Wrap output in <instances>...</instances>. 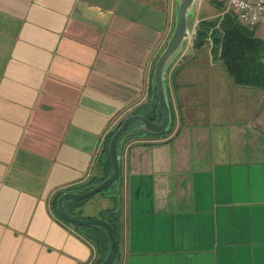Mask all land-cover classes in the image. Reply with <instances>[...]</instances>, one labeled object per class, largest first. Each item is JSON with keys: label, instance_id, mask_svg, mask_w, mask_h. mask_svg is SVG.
I'll list each match as a JSON object with an SVG mask.
<instances>
[{"label": "crops", "instance_id": "1", "mask_svg": "<svg viewBox=\"0 0 264 264\" xmlns=\"http://www.w3.org/2000/svg\"><path fill=\"white\" fill-rule=\"evenodd\" d=\"M218 14L198 0L190 30ZM175 16L176 0H0V264H92L53 196L106 175L107 135L151 101ZM250 28L264 40V20ZM216 51L185 41L171 130L123 145L117 264H264V89Z\"/></svg>", "mask_w": 264, "mask_h": 264}, {"label": "trees", "instance_id": "2", "mask_svg": "<svg viewBox=\"0 0 264 264\" xmlns=\"http://www.w3.org/2000/svg\"><path fill=\"white\" fill-rule=\"evenodd\" d=\"M216 1H218L219 14L213 18H206L200 20L197 26V31L199 29H202L207 32V36L211 37V40L213 41L214 52H217L216 50L220 48V56L224 60L228 71L235 78L237 83L243 85H251L264 89V40L255 35V31L253 28H250L249 26L242 23L234 10L225 11L223 1ZM142 108H146L142 112L148 113L152 119H161L162 111L157 100H151ZM123 120L124 118H122L118 122V124L108 133L104 143V148L102 150L100 160L103 162L104 166L108 168L106 175L94 177L89 182L84 184L59 189L54 194L52 200V207L56 214L60 218H62L66 223L74 226L79 231L80 235L87 239L94 246L95 256L93 258L92 264L101 263L105 259L110 249V241L107 230L100 225L79 226L67 221L61 216V214L57 210V199L60 194L66 191L86 190L106 178L111 173L112 165L108 150L109 142L112 134L120 126ZM173 124L174 114L172 126ZM169 131L163 132L161 134H151L144 130H141L132 133L130 137L138 138L142 135L161 136L163 134H167ZM107 192L112 197L114 205L112 208L105 209L100 217H104L108 219L111 223H113L115 227L116 236L119 241L118 214L120 208L119 206L121 205L122 201V192L121 188L118 189L116 187V184L110 185L101 193ZM89 198L79 200L69 199L66 201V206L72 213L80 217L93 218L94 216L82 215L84 209L83 207ZM118 255L119 250L114 261H112L110 264H117Z\"/></svg>", "mask_w": 264, "mask_h": 264}, {"label": "water", "instance_id": "3", "mask_svg": "<svg viewBox=\"0 0 264 264\" xmlns=\"http://www.w3.org/2000/svg\"><path fill=\"white\" fill-rule=\"evenodd\" d=\"M198 0H176V16L174 29L167 41V44L158 57L152 78L153 93L151 100H157L162 116L160 120L152 119L148 113L134 112L127 115L120 126L112 134L109 142V156L111 160V173L93 185L81 191H66L59 195L57 199V210L67 221L79 226H103L108 233L110 249L105 259L99 264H110L114 261L119 247L115 227L104 217L83 218L72 213L66 206L69 199H86L96 193L104 191L110 185L116 184L120 189L121 179V151L128 137L134 132L144 130L151 134H161L169 131L173 123V109L171 106L168 86L167 71L176 58L181 54L184 43L190 34L191 18L195 15V4ZM207 32L199 29L195 38V45L199 47L206 40ZM120 207V206H119Z\"/></svg>", "mask_w": 264, "mask_h": 264}, {"label": "built area", "instance_id": "4", "mask_svg": "<svg viewBox=\"0 0 264 264\" xmlns=\"http://www.w3.org/2000/svg\"><path fill=\"white\" fill-rule=\"evenodd\" d=\"M225 5V11L234 10L247 26H257L264 20V0H225ZM197 32L196 27L190 30L187 38L189 44H194Z\"/></svg>", "mask_w": 264, "mask_h": 264}, {"label": "rangeland", "instance_id": "5", "mask_svg": "<svg viewBox=\"0 0 264 264\" xmlns=\"http://www.w3.org/2000/svg\"><path fill=\"white\" fill-rule=\"evenodd\" d=\"M224 2V8L225 6V0H219ZM191 28V25H190ZM264 35V34H263ZM103 200H102V193H96L95 195L91 196L85 203V209H83L82 215L83 216H88V215H97L100 205H103ZM87 211V212H86Z\"/></svg>", "mask_w": 264, "mask_h": 264}]
</instances>
